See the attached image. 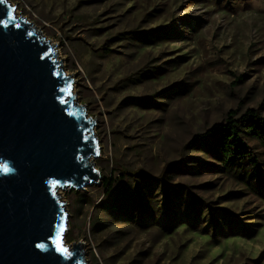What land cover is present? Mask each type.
Returning <instances> with one entry per match:
<instances>
[{
	"label": "rangeland",
	"instance_id": "374dc122",
	"mask_svg": "<svg viewBox=\"0 0 264 264\" xmlns=\"http://www.w3.org/2000/svg\"><path fill=\"white\" fill-rule=\"evenodd\" d=\"M7 2L57 44L96 118L101 179L58 192L66 244L82 241L87 264H264V197L192 148L229 111L264 116V0ZM143 176L160 212L104 210L122 187L143 193Z\"/></svg>",
	"mask_w": 264,
	"mask_h": 264
},
{
	"label": "water",
	"instance_id": "95a60500",
	"mask_svg": "<svg viewBox=\"0 0 264 264\" xmlns=\"http://www.w3.org/2000/svg\"><path fill=\"white\" fill-rule=\"evenodd\" d=\"M8 8L21 27L0 25V164L11 169L0 172V264H87L84 243L68 246L64 240L69 214L58 192L101 179L96 118L77 103L73 73L64 71L57 44L18 15L16 4L0 5V20ZM67 84L71 95L61 92ZM53 222L62 239L51 232ZM53 237L70 258L54 250Z\"/></svg>",
	"mask_w": 264,
	"mask_h": 264
},
{
	"label": "trees",
	"instance_id": "16d2710c",
	"mask_svg": "<svg viewBox=\"0 0 264 264\" xmlns=\"http://www.w3.org/2000/svg\"><path fill=\"white\" fill-rule=\"evenodd\" d=\"M251 143L258 144L259 150H256ZM202 146H206L208 151L218 156L222 164L221 168L228 176L236 179L253 193L264 197V185L261 184L264 174L262 168L264 166V116H261L256 109L249 108L241 115H237V111H229L225 122L214 124L204 133L194 136L192 148L197 150ZM256 174L260 175L257 180ZM104 179L110 194L113 182L110 178L104 177ZM145 181L143 176V181L140 182L144 183V187L140 191L143 193L140 194H137L139 191H135L132 184H129L127 188H120L111 196L109 202L104 203V210L120 212L127 217L133 216V210L140 211L144 215L154 211L160 212L161 204L158 199L149 195L147 189L149 186ZM152 216L155 215L152 214Z\"/></svg>",
	"mask_w": 264,
	"mask_h": 264
},
{
	"label": "snow or ice",
	"instance_id": "6c2138e0",
	"mask_svg": "<svg viewBox=\"0 0 264 264\" xmlns=\"http://www.w3.org/2000/svg\"><path fill=\"white\" fill-rule=\"evenodd\" d=\"M6 3H7V0H0V5H3V4H6ZM14 11H15L14 8H8L6 10L7 19L0 20V25H2L4 28H8L10 26L14 27V28H20L21 25L16 23V17L14 15ZM63 91H68L69 95H71V85L67 84L65 86V88L61 89V92H63ZM61 102L65 103V101H63V100ZM69 115H73V114L69 113ZM84 139L87 140L88 137L85 136ZM10 171H11V169L8 167L7 164H0V172L8 173ZM85 179H87V177H85ZM50 229H51V232L55 233V236H59L62 239V233L60 231V225L59 224H56L55 222H53L52 225L50 226ZM52 242H53V245L55 246L54 250L56 252H59V253L63 254L65 256V258H70L71 257V252L69 251V249L67 247H65V246H62V243L57 242L55 237L52 238ZM36 247L40 248V249H44L45 248V244H37Z\"/></svg>",
	"mask_w": 264,
	"mask_h": 264
},
{
	"label": "bare ground",
	"instance_id": "6f19581e",
	"mask_svg": "<svg viewBox=\"0 0 264 264\" xmlns=\"http://www.w3.org/2000/svg\"><path fill=\"white\" fill-rule=\"evenodd\" d=\"M18 12V11H17ZM29 22V21H28ZM78 103V102H77ZM79 104V103H78ZM94 126V124H93ZM93 129V128H92ZM93 133L95 134V132L93 131ZM96 136V135H95ZM93 157H91L90 161H92Z\"/></svg>",
	"mask_w": 264,
	"mask_h": 264
},
{
	"label": "built area",
	"instance_id": "2783aa9c",
	"mask_svg": "<svg viewBox=\"0 0 264 264\" xmlns=\"http://www.w3.org/2000/svg\"><path fill=\"white\" fill-rule=\"evenodd\" d=\"M18 11V10H17ZM18 13H19V11H18Z\"/></svg>",
	"mask_w": 264,
	"mask_h": 264
}]
</instances>
